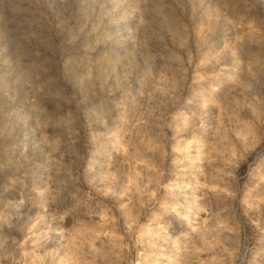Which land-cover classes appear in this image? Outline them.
Wrapping results in <instances>:
<instances>
[{
  "label": "clouds",
  "instance_id": "clouds-1",
  "mask_svg": "<svg viewBox=\"0 0 264 264\" xmlns=\"http://www.w3.org/2000/svg\"><path fill=\"white\" fill-rule=\"evenodd\" d=\"M0 264H264V0H0Z\"/></svg>",
  "mask_w": 264,
  "mask_h": 264
}]
</instances>
